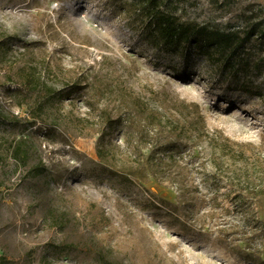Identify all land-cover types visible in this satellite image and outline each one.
I'll list each match as a JSON object with an SVG mask.
<instances>
[{
  "label": "rangeland",
  "instance_id": "374dc122",
  "mask_svg": "<svg viewBox=\"0 0 264 264\" xmlns=\"http://www.w3.org/2000/svg\"><path fill=\"white\" fill-rule=\"evenodd\" d=\"M163 8L222 30L264 27V0ZM241 54L251 68L233 75L197 50L162 49L133 0H0V255L99 264L103 248L117 264H264V72L253 66L264 39ZM33 65L57 92L38 95L46 111L29 123L34 93L20 92ZM19 137L37 147L26 166L8 153ZM148 142L171 181L132 174Z\"/></svg>",
  "mask_w": 264,
  "mask_h": 264
},
{
  "label": "trees",
  "instance_id": "16d2710c",
  "mask_svg": "<svg viewBox=\"0 0 264 264\" xmlns=\"http://www.w3.org/2000/svg\"><path fill=\"white\" fill-rule=\"evenodd\" d=\"M171 0H133L136 4V9L149 26L153 27L155 38L157 39V46L162 49H194L202 52L209 60L216 65L220 66L224 71H228L231 74L238 75L239 73L245 74L251 67V59L248 56L242 55L246 46L253 40L254 37L264 39V27L258 24H250L241 31L236 30H222L208 26L206 24H198L192 21L181 20L176 14L168 10L166 4ZM261 63L254 62L253 66L257 67L260 72H264V58ZM44 73L39 71L37 66H31L23 78V84L26 87L24 93L20 92L23 100L27 101V96L30 92L34 93V105L25 102L27 107L30 106L29 113L31 114V120L29 123H35L38 118H41L46 111V103L43 99L38 97L41 93H47L49 95H55L57 89L55 86L48 84L44 80ZM244 89H254L259 96H262L256 88L247 86L244 81L241 83ZM58 97V96H57ZM62 97V96H61ZM60 98V96H59ZM24 104V102H22ZM20 103L19 105H22ZM34 110V112H32ZM1 104H0V116H1ZM102 141L97 142V156L101 159H105L103 154L104 147L101 146ZM149 153L144 160H142L135 167L136 172L131 171L132 174L138 178H145L151 176L157 180H169L171 181V174L164 166V159L157 150V147L150 142ZM156 148V150H155ZM163 152H167L169 148L164 146ZM37 147L31 138L19 137L10 141L8 147L9 155L14 158L19 164L26 166L31 159V156L35 154ZM167 152L166 159L174 161V154ZM29 172L32 176L41 175L44 172L42 165L35 164L29 168ZM248 176V173H246ZM237 183L243 185L242 189L248 190L257 186L252 185L248 178L244 180L243 177H238ZM242 194H238L236 197H241ZM240 201V199H239ZM237 210L242 216V221L249 225L253 223L258 226L260 220L253 214L247 212L242 202H239ZM54 225L62 226L59 221H65V215L63 218H58V215H54ZM97 260L99 264H117L116 259L112 257V251L100 248L97 252ZM0 264H11L10 260H7L4 255H0Z\"/></svg>",
  "mask_w": 264,
  "mask_h": 264
}]
</instances>
